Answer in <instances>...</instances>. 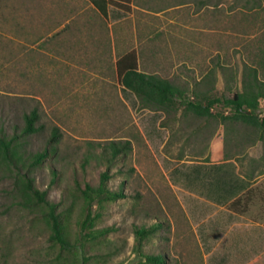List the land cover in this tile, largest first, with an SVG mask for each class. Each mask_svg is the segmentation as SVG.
Returning <instances> with one entry per match:
<instances>
[{"label": "rangeland", "instance_id": "1", "mask_svg": "<svg viewBox=\"0 0 264 264\" xmlns=\"http://www.w3.org/2000/svg\"><path fill=\"white\" fill-rule=\"evenodd\" d=\"M110 12L123 20L110 27L87 0H0V124L20 133L24 116L38 111V132L20 140L24 172L69 214L73 234L84 217L77 185L97 187L108 173L109 189L126 198L95 205L94 229L114 231L93 247L98 262L92 264H145L144 255L173 252L167 239L184 228L181 203L194 215L206 208L193 197L200 181L184 180L181 161L209 162L204 156L218 136L233 151L241 145L234 135H247L248 126L142 109L120 84L114 56L136 51L141 71L183 87L187 101L218 63L222 80L207 95L232 98L242 90L243 72L264 58V0H131L127 11ZM123 34L127 44L115 52L110 37ZM214 113H223L222 106ZM55 129L57 155L30 170L31 157L47 148ZM127 141L131 149L111 159L109 145ZM22 196L16 172L0 166V264H65L47 227L22 207ZM155 224L162 225L158 237L140 254L135 229Z\"/></svg>", "mask_w": 264, "mask_h": 264}, {"label": "trees", "instance_id": "2", "mask_svg": "<svg viewBox=\"0 0 264 264\" xmlns=\"http://www.w3.org/2000/svg\"><path fill=\"white\" fill-rule=\"evenodd\" d=\"M100 14L108 19L109 7L115 6L127 11L131 0H88ZM116 69L120 84L132 92L139 100L140 107L153 112H162L166 116L178 115L185 119L190 117L206 120V124L222 121H234L249 125L256 119V112L260 107V100L264 99V81L257 77H251L248 71L243 72L242 90L233 93L232 98L210 99L206 93L194 90L195 97L186 99V90L174 84L172 81L158 75L147 74L140 71L139 56L136 51H131L118 58ZM201 97V98H200ZM214 106H222L223 113H214ZM183 107V108H182ZM230 111L228 115L224 111ZM40 116L37 110L24 116L25 126L19 133L11 135L0 124V166H5L16 172L18 179L22 181V194L24 201L22 207L37 216L49 232V242L58 254L59 260L65 264H92L98 262L96 252L92 249L102 239L114 231L113 228L102 230L94 229V222L99 214L94 215V207L98 205L103 209L106 204L125 199L123 192H113L108 187L111 179L108 173H103L100 184L93 187L90 184L77 185V196L83 202V215L80 222V230L73 234L70 225V216L64 211H59L60 205L53 203L48 198L47 191H40L35 181L24 172L26 160L20 152L21 138H25L38 132L37 124ZM60 133L55 129L48 142L47 148L38 152L31 158L29 169L37 168L58 153ZM112 158L116 159L131 149L130 141L121 146L120 143H111ZM55 173V172H53ZM161 224L151 227L135 229V249L141 254L145 244L158 237ZM143 258V257H142ZM145 264H168L164 253L158 255H144Z\"/></svg>", "mask_w": 264, "mask_h": 264}, {"label": "crops", "instance_id": "3", "mask_svg": "<svg viewBox=\"0 0 264 264\" xmlns=\"http://www.w3.org/2000/svg\"><path fill=\"white\" fill-rule=\"evenodd\" d=\"M114 7H109L110 27L123 20L111 17L110 9ZM110 40L115 52L117 45L127 44L124 34L117 38L112 35ZM114 57L116 67L118 58ZM167 59L156 61L163 66ZM219 68L217 63V69L205 75L209 82L199 85L200 92L209 95L219 86L223 77ZM248 73L264 81V58L255 67H248ZM256 116L248 125L247 135H234V141L241 145L233 151L227 152L224 139L218 136L210 152L202 154L204 159L211 157L209 162L181 161L187 170L184 180L191 175L194 181H200L201 191L193 197L206 208L194 215L181 203L184 213L179 218L184 228L169 233L167 240L173 252L167 257L168 264H264V99ZM176 188L181 189V185Z\"/></svg>", "mask_w": 264, "mask_h": 264}]
</instances>
